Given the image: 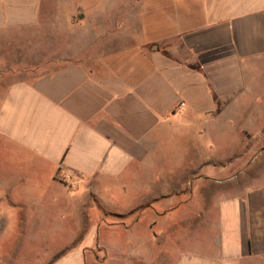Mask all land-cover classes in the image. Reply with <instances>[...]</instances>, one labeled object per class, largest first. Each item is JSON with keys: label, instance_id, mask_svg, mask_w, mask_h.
Returning a JSON list of instances; mask_svg holds the SVG:
<instances>
[{"label": "crops", "instance_id": "0c3cea01", "mask_svg": "<svg viewBox=\"0 0 264 264\" xmlns=\"http://www.w3.org/2000/svg\"><path fill=\"white\" fill-rule=\"evenodd\" d=\"M35 31L65 45L0 96V264L124 184L161 227L102 233L103 264H264V0H0L1 44ZM81 236L38 264H84Z\"/></svg>", "mask_w": 264, "mask_h": 264}, {"label": "rangeland", "instance_id": "374dc122", "mask_svg": "<svg viewBox=\"0 0 264 264\" xmlns=\"http://www.w3.org/2000/svg\"><path fill=\"white\" fill-rule=\"evenodd\" d=\"M22 35L10 37L6 44L0 43V96L7 84L24 80L31 73L35 75L52 69L53 54L64 50L66 35L63 31L53 32V35L49 31H35ZM28 70L32 72L25 73ZM123 187L125 191L113 192L111 187L103 186L96 193L88 191L84 195L75 194L72 199L68 197L59 201L58 206L53 208V222L43 219L41 223V241H36V244L34 241H28L23 247L22 244L16 247L19 260L25 264H35L31 262V255H34L35 262L38 264L39 259L56 251L81 233L80 239L71 242L72 248L79 247L83 250L84 264H103L104 259H110L112 256L105 255L107 252L104 253L99 246L98 237L102 233L129 231L141 237L150 233L151 230H160L161 225L151 227L152 225L145 224L146 207L135 208L142 200L140 196L144 192V186L139 188L130 185L128 187L124 184ZM14 218L17 219V217ZM136 219L138 223H134ZM52 228L53 239L46 240L45 235ZM18 231V225L11 224L9 235H15ZM123 242L131 244L127 249L131 248L134 242L138 243V249H145L146 242L143 239L137 241L128 239ZM11 243L12 241L8 248L12 251ZM4 246H7V240L1 238L0 248ZM62 256L61 252L53 256V262L61 259ZM126 260L129 259L123 260L121 264H140L139 261L126 262Z\"/></svg>", "mask_w": 264, "mask_h": 264}]
</instances>
